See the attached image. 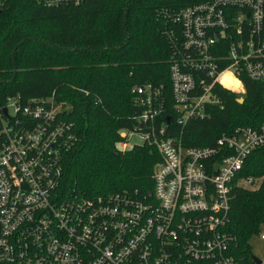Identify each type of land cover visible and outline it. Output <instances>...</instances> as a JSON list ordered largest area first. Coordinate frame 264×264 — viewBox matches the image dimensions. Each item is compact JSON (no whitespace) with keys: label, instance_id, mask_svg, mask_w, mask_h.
<instances>
[{"label":"built area","instance_id":"2783aa9c","mask_svg":"<svg viewBox=\"0 0 264 264\" xmlns=\"http://www.w3.org/2000/svg\"><path fill=\"white\" fill-rule=\"evenodd\" d=\"M174 21L182 28L170 65L177 124L224 108L220 90L243 102L244 78L264 82V0H206ZM133 92L142 110L119 145L129 149L139 135L159 152L146 201L133 192H65L63 159L78 139L72 125L60 121L53 103L8 98L10 119L0 131V264H259L231 252L225 226L233 181L264 146V123L223 133L212 146H186L166 133L163 88Z\"/></svg>","mask_w":264,"mask_h":264},{"label":"trees","instance_id":"16d2710c","mask_svg":"<svg viewBox=\"0 0 264 264\" xmlns=\"http://www.w3.org/2000/svg\"><path fill=\"white\" fill-rule=\"evenodd\" d=\"M204 1L0 0V131L10 119L3 112L8 98L60 106L58 118L78 138L63 159V190L86 197L133 192L146 201L159 152L148 143L118 147L142 110L136 86L163 88L166 133L186 146H212L223 133L264 123V82L248 78L243 102L220 90L224 108L214 105L203 120L176 123L170 65L182 28L174 19ZM248 179L258 188L242 185ZM263 226L264 146L248 157L231 190L225 230L244 263Z\"/></svg>","mask_w":264,"mask_h":264},{"label":"rangeland","instance_id":"374dc122","mask_svg":"<svg viewBox=\"0 0 264 264\" xmlns=\"http://www.w3.org/2000/svg\"><path fill=\"white\" fill-rule=\"evenodd\" d=\"M132 145L141 144L143 140L139 135H135L132 139ZM118 147L120 148V145L118 144ZM121 149V148H120ZM245 187L249 189H257L258 184L253 183L252 185H247L246 180L243 181V184ZM261 232L264 233V226L261 229ZM251 247H252V253L258 257L261 261L264 262V240L261 239L260 235L255 236L251 240Z\"/></svg>","mask_w":264,"mask_h":264},{"label":"water","instance_id":"95a60500","mask_svg":"<svg viewBox=\"0 0 264 264\" xmlns=\"http://www.w3.org/2000/svg\"><path fill=\"white\" fill-rule=\"evenodd\" d=\"M126 18H127V14H126ZM4 113L7 115L8 114V109L7 108H5L4 109ZM167 121L169 122V119H167ZM252 258H253V260L255 261V262H257V263H261V260L258 258V257H256L255 255H253L252 256Z\"/></svg>","mask_w":264,"mask_h":264},{"label":"bare ground","instance_id":"6f19581e","mask_svg":"<svg viewBox=\"0 0 264 264\" xmlns=\"http://www.w3.org/2000/svg\"><path fill=\"white\" fill-rule=\"evenodd\" d=\"M231 82V80H229V83Z\"/></svg>","mask_w":264,"mask_h":264}]
</instances>
